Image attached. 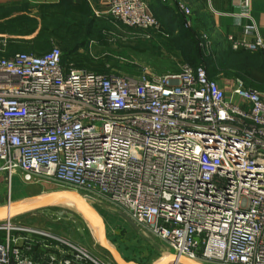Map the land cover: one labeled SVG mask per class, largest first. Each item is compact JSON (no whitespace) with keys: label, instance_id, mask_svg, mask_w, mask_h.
Here are the masks:
<instances>
[{"label":"built area","instance_id":"obj_1","mask_svg":"<svg viewBox=\"0 0 264 264\" xmlns=\"http://www.w3.org/2000/svg\"><path fill=\"white\" fill-rule=\"evenodd\" d=\"M179 9L191 28V9ZM107 13L162 32L146 0H108ZM243 16L255 39L233 49L264 50L257 23ZM61 58L59 47L0 57V175L8 185L21 174L107 198L177 256L264 264V90L238 79L228 96L203 65L105 74ZM26 232L19 246L7 228L0 264H99L74 241ZM41 242L62 254L36 260Z\"/></svg>","mask_w":264,"mask_h":264},{"label":"rangeland","instance_id":"obj_2","mask_svg":"<svg viewBox=\"0 0 264 264\" xmlns=\"http://www.w3.org/2000/svg\"><path fill=\"white\" fill-rule=\"evenodd\" d=\"M146 1L150 3L148 0ZM17 9L20 8L17 7ZM29 12L34 11L29 10ZM93 18L95 23H100L104 28L102 29L104 41L91 38L89 40L90 51L95 56H100L101 59L104 58L103 61L106 62V67L113 70V72L137 75L144 67H149L160 74H170L178 73L183 66L191 64L187 60L188 54L184 51V46L180 47L177 40H172L176 36L169 38L157 37L150 31L127 26L111 16H96ZM2 24L0 21V27ZM11 37L12 35L9 33L0 32V44L2 46L0 49L5 48L3 44ZM197 40H199V47L204 48L207 54L210 53L200 36L199 38L197 36ZM219 41L217 46H219L220 53L216 55L221 56V59L225 63L228 62V64L226 63L227 71H221L215 76V79L219 81V84L229 96L231 88L226 89L223 86H233L238 79L242 80L236 74L239 68L235 65L240 60L238 59L235 62L233 54L225 42ZM50 47H59L64 51L57 39L52 40ZM31 186L34 187L32 190ZM7 187L6 183L0 186V207L28 204L41 196L48 197L54 193L72 191L71 196H74L83 205L95 210L102 217L107 242L120 253L128 264H160L172 252L171 247L166 242L148 232L147 229H144V231L141 228L145 234V238H142L133 229L132 225L125 220L127 218L124 215L129 217L128 214L114 206L107 198L81 191L80 193L88 196L92 195V197L99 200L96 203H87L78 195L76 189L72 190L67 186L54 183H45V185L27 184L17 177V182L15 181L13 184V190L17 191V194L9 199ZM27 188H30V190H27ZM11 189L12 182L10 183ZM106 204L119 211L111 210ZM0 227V233H4L3 239H6L7 228H11L12 232L22 235L21 237L31 235L26 232L27 230L45 231L76 242L82 248H85L99 264H119L109 250L103 246L99 235L94 232V227L85 216V213L75 206L67 205V203H57L28 212L16 213L12 217L0 220ZM167 264L176 263L169 262Z\"/></svg>","mask_w":264,"mask_h":264},{"label":"trees","instance_id":"obj_3","mask_svg":"<svg viewBox=\"0 0 264 264\" xmlns=\"http://www.w3.org/2000/svg\"><path fill=\"white\" fill-rule=\"evenodd\" d=\"M19 7L20 9H17ZM34 11V12H29ZM93 11L87 2L82 4L56 3V4H31L23 3L19 6L0 8V21L3 23L0 32L9 33L4 49H0V57H10L17 52H27L43 55L50 50L52 40L60 42L62 51V65L69 67L73 64L77 68L86 69L105 74H121L113 72L106 67V62L100 56H95L90 51L91 38L104 41L102 26L95 23ZM185 19L180 21L179 31L175 32L162 26V32L155 34L157 37H174L180 47L188 54L187 60L193 66L204 65L210 78L214 79L221 71H227L228 62H224L219 54V46L210 43L207 54L204 48L199 47L200 33L196 28H186ZM170 30V31H169ZM171 39V38H170ZM0 47L1 44H0ZM84 50V51H82ZM233 59L239 63L237 75L247 87L258 90L264 89V50L250 52L246 50H233ZM211 54V55H210ZM217 56V57H216ZM105 57V56H103ZM234 64V63H233ZM0 241H4V233H0ZM41 249L40 254L46 255V249ZM37 254V253H36ZM38 254L37 256H39Z\"/></svg>","mask_w":264,"mask_h":264},{"label":"crops","instance_id":"obj_4","mask_svg":"<svg viewBox=\"0 0 264 264\" xmlns=\"http://www.w3.org/2000/svg\"><path fill=\"white\" fill-rule=\"evenodd\" d=\"M150 3V11L159 19L161 25L167 27L175 32L179 31L180 21L182 22L184 15L179 9V3L187 5L191 9V20L194 28L201 34L199 35L202 41L203 34L208 37L210 43L218 44L219 40L225 42L229 49H233L234 42H242L244 40L252 41L255 39V35L247 31V26L250 24V20L243 16L245 10L249 11L253 19L258 25L259 32L264 41V0H148ZM72 3L82 4L87 2L93 11V16H110L107 13L108 0H0V8L9 6H19L23 3L31 4H56V3ZM98 14V15H97ZM185 19V18H184ZM185 25V21H184ZM192 26V27H193ZM186 27V26H185ZM187 28V27H186ZM169 30V31H170ZM234 50V49H233ZM204 66V65H203ZM221 85V84H220ZM222 87V86H221ZM226 89L232 88L231 86H223ZM231 94V93H230ZM228 95V94H227ZM230 96V95H229ZM17 177L22 179L21 174L12 177V189L10 190V184L8 185L7 178L4 175H0V186L6 183L8 185L9 199L13 195L17 194L13 190V184ZM24 183L29 184V182ZM34 185H45V183H30ZM38 187V186H36ZM34 187L31 186V190ZM30 190V188H27ZM14 237H19L18 245L23 246L25 240L22 235L13 232ZM6 240V239H5ZM38 247H43L47 250L46 255L40 254ZM45 243H35L31 256L33 258L42 259L48 257L51 254L61 255L60 249H56L54 246L46 247ZM37 253V254H36ZM40 254L39 256H37Z\"/></svg>","mask_w":264,"mask_h":264},{"label":"water","instance_id":"obj_5","mask_svg":"<svg viewBox=\"0 0 264 264\" xmlns=\"http://www.w3.org/2000/svg\"><path fill=\"white\" fill-rule=\"evenodd\" d=\"M77 193L87 203L88 202L89 203H96V202L99 201L95 197L88 196V195H85V194L80 193V192H77ZM70 194H72V191L58 192V193L51 194L48 197L41 196V197L35 199L34 201H32L31 203H28V204L8 205V206L0 207V220L5 219L7 217H12L14 214L19 213V212H28V211H31V210H35V209H39V208L45 207V206L53 205L54 201L57 198H62V197H65V196H71ZM72 200H75V199H72ZM106 205H108V204H106ZM108 206L113 211H119L116 208H114L113 206H110V205H108ZM118 213H120V212H118ZM124 216L127 218L125 220H127L132 225L133 229L142 238H145L144 231L136 224V222L133 219L127 217L126 215H124ZM103 246L109 250V252L112 254V256L114 257L116 262H118L119 264H128V262L120 255V253L115 248L112 247L111 244L108 243L107 245H103ZM171 256H172V258H170L168 263L169 262L170 263L175 262L176 264L177 263H183V264H205L203 262L188 258L186 256H177V255H171Z\"/></svg>","mask_w":264,"mask_h":264},{"label":"bare ground","instance_id":"obj_6","mask_svg":"<svg viewBox=\"0 0 264 264\" xmlns=\"http://www.w3.org/2000/svg\"><path fill=\"white\" fill-rule=\"evenodd\" d=\"M72 199H75V200H72ZM57 203H67V205L75 206L79 210L83 211V213H85V216L87 217V219L93 225L94 232L99 235L101 243L103 245H107L108 244L107 238H106V235H105V225L103 223V219L95 210H93L92 208H90L88 206L83 205L74 196H71V197L70 196H65V197H62V198H57L54 201L53 204H57ZM171 251H173V250L171 249ZM171 255H174V253L171 252L170 255H167L166 259L163 260L162 262H160V264H167L168 261L170 260V258H172Z\"/></svg>","mask_w":264,"mask_h":264}]
</instances>
